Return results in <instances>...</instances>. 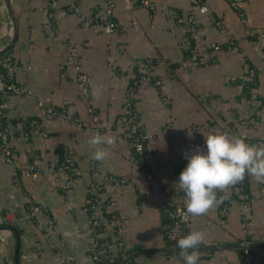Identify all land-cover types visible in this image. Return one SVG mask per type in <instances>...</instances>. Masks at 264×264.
<instances>
[{"label":"crops","instance_id":"1","mask_svg":"<svg viewBox=\"0 0 264 264\" xmlns=\"http://www.w3.org/2000/svg\"><path fill=\"white\" fill-rule=\"evenodd\" d=\"M73 1L52 0V6L66 7ZM77 1L83 14L101 13L103 0ZM147 1L154 3L153 12L142 6L129 12L116 0L113 20L121 29L110 33L85 24L78 16L55 13L53 37L43 27V7L48 0H9L16 21V38L9 51L19 61L15 79L24 92L9 96L6 103L12 130L8 143L14 155L11 165L0 158V214L3 210L18 213L12 222L21 229L17 231L23 255L20 264H67L58 262L53 254L59 240L75 264H91L85 252L89 223L79 211L91 180V161L96 165V178L109 174L126 179L120 187L103 184L97 196L99 200L110 198L104 210L118 215L125 248L147 250L136 255L132 264H183L179 257L161 252L164 239L159 227L168 217L167 205L178 200L180 190L175 184L180 162L185 159L183 154L190 155L197 146L203 148L204 138L217 133L207 130L194 144L191 136L181 131L192 125L211 127L220 120L236 125L237 115L247 121L236 128L237 136L264 137V0H235L242 6L241 17L231 8L232 0H204L207 11L198 16V43L212 47V58L182 72L175 67L183 57L178 44L185 43L186 37L173 26L167 12L174 8L184 14L190 0ZM0 12L2 51L10 43L13 28L5 8ZM133 19L135 24H131ZM215 20H219L220 28L214 26ZM223 43L230 46L215 48ZM66 44L74 47L88 78V96L79 92L72 66L65 62ZM146 58L162 61L144 67L140 60ZM184 61L191 64L195 58L186 55ZM246 66L254 67L257 77L249 94L242 92L239 83ZM169 68L174 69L170 72ZM140 71L161 80L159 90L167 100L163 104L153 87H141L135 96L134 108L149 136L145 140L149 176L136 163L131 148L115 127L122 115L127 84ZM36 98L57 108L65 107L79 119V124L46 119L36 106ZM253 104L256 110L251 108ZM33 119L43 125L45 137L34 130L29 131L27 139L17 133L20 121ZM95 124L105 126L101 135L117 137L116 143L107 147L109 155L103 162L92 158L93 149L87 143ZM62 151L74 162L75 181L68 193L59 189L66 174L52 166ZM32 166L36 172L29 171ZM230 194H236L244 204L233 203L221 215L219 207ZM27 197L53 216L55 232L45 230L40 214L35 219L26 216ZM217 198L220 202L207 215L189 217L185 223L188 234L198 230L206 233L202 245H216L207 255L201 254V264H248L239 259L235 249L218 246L242 236L253 242L251 261L264 264V198L258 183L246 176L239 190L231 187L217 193ZM111 234L107 228L105 235L111 238ZM34 242L39 254L31 252ZM13 250V234L0 230V264L12 261Z\"/></svg>","mask_w":264,"mask_h":264},{"label":"built area","instance_id":"2","mask_svg":"<svg viewBox=\"0 0 264 264\" xmlns=\"http://www.w3.org/2000/svg\"><path fill=\"white\" fill-rule=\"evenodd\" d=\"M116 0H103L101 13H88L83 14L80 11V5L77 0H74L72 4L66 7H53L52 0H48V3L43 7V14L45 20L43 22V27L48 28L49 33L54 35L56 30L54 23V14H72L81 18V20L91 26H96L102 28L105 33H110L111 31H119L121 27L113 20V9ZM122 2L123 8L129 12L136 6H142L148 9L150 12L155 10V5L147 0H120ZM3 1L0 0V11L4 9ZM230 6L235 10L238 16L243 15L242 6L240 2L232 0L230 1ZM207 11V6L204 0H190V5L188 10L182 14L174 8L168 9V17L171 20L173 26L180 30L186 37V42L179 43V50L183 51L189 47V55L195 58V61L191 64H186L184 61V56L180 58L176 64L175 69L178 71H185L189 68L194 67L198 61L206 62L212 58V53L205 46H201L198 43L199 37V19L198 16ZM136 21L133 19L131 24H135ZM214 26L220 28L221 24L219 20L214 21ZM264 39V33L261 34ZM54 37V36H53ZM188 41H192L191 46H189ZM230 46V45H228ZM227 46V47H228ZM67 53L65 55V62L71 64L74 79L79 83V92L83 96H88L90 93L88 78L84 71L81 69L78 58L75 53V49L71 44H66ZM217 48V47H215ZM263 52V69H264V44L262 47ZM186 56V55H185ZM160 58H146L140 60V64L144 67H150L151 65L161 62ZM19 65V61L16 60L11 53H6L0 57V158L2 161L8 165L12 164V158L14 155L13 149L9 146V134L12 131L10 126V120L7 117V98L12 95H21L24 92L22 86L15 79V71ZM174 68H169L172 72ZM256 70L252 66H246L244 71L239 76V83L242 87V92L249 94V90L256 83ZM159 78L149 77L145 71H140L139 73L133 75L127 84L124 101H123V111L121 117L115 124L118 134L122 139H124L132 150L133 157L136 163L143 169L145 175L149 176L147 171V149L145 145V140L149 137L143 126L139 121L138 114L134 108L135 96L139 88L141 87H153L157 90L159 98L163 104L167 102L166 97L159 90L160 82ZM36 106L41 108L43 111V116L46 119L60 118L66 120L73 124H79V119L69 114L65 107L57 108L43 102L41 99H35ZM253 110H256V106L251 105ZM236 125L234 124H223L220 120L215 122L211 127H202L201 125H192L186 130H182L181 134H188L191 136V140L194 144H198L203 137L204 133L208 130L215 131V133L227 134L229 136L236 135V128L241 124L247 123L245 118L242 116H234ZM93 120H96L93 117ZM21 128L17 130V133L23 138L27 139L29 136V131L34 130L39 132L43 137L46 136L45 129L43 125L37 120H24L20 121ZM14 124V123H13ZM220 125L221 127H218ZM105 126L95 124L92 130V135L99 133L105 129ZM14 129V127H13ZM16 132V131H14ZM243 138V137H241ZM245 142L248 144H262L264 143V137L256 138H244ZM37 158V155L33 156ZM187 159H183L179 165V174L184 170L187 165ZM52 166L56 171L66 174L65 181L60 185V190L64 193H68L71 188L72 183L75 181L74 175V162L65 153L61 152L58 160L52 163ZM29 171L36 172L35 167H31ZM88 171L91 175V180L87 184L85 202L80 206L79 211L81 214L87 217L89 223V233L90 238L86 244L85 252L91 261V264H95L98 261L110 259L113 255H118L121 259L120 264H131L128 261V255L125 248L124 242L120 234V221L118 215L109 211L104 214L103 211L106 206H108L111 201L110 198H105L102 200L98 199L97 191L105 183H109L114 187H120L125 182L126 179L123 177H116L113 175H102L100 177L93 176L96 171V165L94 162H89ZM93 177V178H92ZM238 190L242 187V183L236 185ZM259 193L262 198H264V184H259ZM177 203L172 205L168 210V217L165 222H162L159 230L162 237L166 240L173 241L177 244L178 239L183 238L179 226L183 223L184 226L189 217L182 215V210L184 208L183 200L184 195L181 191L178 192ZM233 203L244 204V200L238 198L236 194H230L227 196L219 207V213L224 215L229 205ZM70 210V209H69ZM73 210V209H72ZM71 210V211H72ZM106 212V211H105ZM26 216L35 219L34 217L40 214L44 220L45 230L47 232H55L56 223L53 216L46 211L41 205L29 199L25 200V210ZM13 216V217H12ZM18 216L17 212L9 213V211L3 210L0 214V222H7L14 225V217ZM13 219V220H12ZM111 230V238L105 235V231ZM247 236H242L239 238L237 243V248L242 249L238 257L241 261L247 262L248 264H254L251 261V255L253 253L252 246L248 249ZM245 251V252H244ZM31 252L40 253L37 243L34 242L31 247ZM201 253V252H200ZM53 254L60 263L75 264L72 256L64 252V242L59 240L57 246L53 249ZM20 257H23L20 254ZM2 264H13L10 260L3 261Z\"/></svg>","mask_w":264,"mask_h":264},{"label":"clouds","instance_id":"3","mask_svg":"<svg viewBox=\"0 0 264 264\" xmlns=\"http://www.w3.org/2000/svg\"><path fill=\"white\" fill-rule=\"evenodd\" d=\"M116 141L114 135L93 134L87 141L92 158L103 162L109 155L107 147ZM183 155L188 162L175 185L184 195L182 215L186 217L207 215L220 202L217 193L242 183L246 176L264 184V143L248 144L236 135L209 134L203 148L197 146L190 155ZM205 238L206 233L198 230L178 239L179 261L201 264L199 247Z\"/></svg>","mask_w":264,"mask_h":264},{"label":"trees","instance_id":"4","mask_svg":"<svg viewBox=\"0 0 264 264\" xmlns=\"http://www.w3.org/2000/svg\"><path fill=\"white\" fill-rule=\"evenodd\" d=\"M189 43V46H191L192 44V41H188ZM228 46V43H223V44H220L218 46H216L217 48H226ZM207 49L209 51L212 50V47L209 46L207 47ZM214 49V48H213ZM7 53H11V51H8ZM182 55L185 56V55H189V47L184 49L182 51ZM202 62L198 61L197 64H201ZM174 67V66H172ZM36 120V119H34ZM100 190V189H99ZM172 207V205H167V211ZM104 214H107V212L103 211ZM167 220V217L162 221V222H165ZM15 226V225H14ZM17 231L20 232V228H18L17 226H15ZM179 230L181 231L183 237L188 235V230L186 228V226H184V224L182 223L180 226H179ZM164 239V238H163ZM248 240V249H250L251 246H253V242L250 240V238H247ZM239 239L235 240L234 242H230V243H224V244H220L218 246L220 247H231L233 249H235V251H237V254L238 256L243 253L242 249H239L237 248V243H238ZM216 245H200L199 247V251L201 252V254L203 253L204 255H207V253L212 250ZM147 250H142V249H134V250H127L126 253L128 255V261L129 263L132 264L133 262V258L142 253V252H146ZM161 252L166 254V255H175L178 257V252H179V249L177 247V244L173 243V241H169V240H166L164 239V246L163 248L161 249ZM245 252V251H244ZM121 263V259L118 255H113L110 259H105V260H101V261H98L97 263L95 264H120Z\"/></svg>","mask_w":264,"mask_h":264},{"label":"water","instance_id":"5","mask_svg":"<svg viewBox=\"0 0 264 264\" xmlns=\"http://www.w3.org/2000/svg\"><path fill=\"white\" fill-rule=\"evenodd\" d=\"M3 1V5L6 11L7 16L9 17L11 24H12V36H11V40L10 43L7 45V47L5 49H3L2 51H0V57L3 56L4 54H6L12 44L15 41L16 38V21H15V16L14 13L12 11L11 5L9 0H2ZM0 230H9L13 236H14V250H13V259H12V263L13 264H20V237H19V233L17 232L15 226L11 223H7V222H0Z\"/></svg>","mask_w":264,"mask_h":264},{"label":"bare ground","instance_id":"6","mask_svg":"<svg viewBox=\"0 0 264 264\" xmlns=\"http://www.w3.org/2000/svg\"><path fill=\"white\" fill-rule=\"evenodd\" d=\"M1 13V12H0Z\"/></svg>","mask_w":264,"mask_h":264}]
</instances>
